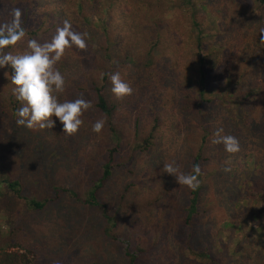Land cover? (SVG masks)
Wrapping results in <instances>:
<instances>
[{"label":"rangeland","instance_id":"obj_1","mask_svg":"<svg viewBox=\"0 0 264 264\" xmlns=\"http://www.w3.org/2000/svg\"><path fill=\"white\" fill-rule=\"evenodd\" d=\"M78 1L67 0L66 3L53 6L54 0H0V23L11 20L13 9L19 8L22 12V26L26 29V36L15 46L17 49L24 50L27 40L33 38L41 43L50 41L56 33L53 28L55 20L50 15L63 12L65 16H60L61 19L68 18L78 29L83 27L82 31L89 34L86 49L72 48L66 51L64 57L71 64L67 74L69 81L89 86L93 80L101 81L106 70L113 69L112 73L119 71L122 78L133 88L132 95L117 99L111 93V87L107 86L110 102L119 106L112 124L117 126L120 133L121 149L117 155L114 176L102 191L101 197L107 204L106 213L113 217L114 221L109 224L103 208L91 211L86 209L82 204H86L87 195L80 197L82 202H76L67 196L61 205H53L41 213H26L31 218L28 226L33 229L30 235L33 237L32 243L37 245L36 252L40 254L41 263L93 264L98 259L102 261L111 259L112 264H128L120 253L126 245V238L135 244L139 235L147 234L143 231H147L148 228L159 230L161 242L168 243L166 247H170L169 255L165 256L163 251L159 254L166 262L158 264H168L167 260L169 264H210L202 259L192 260L193 251L189 248L191 246L195 248L194 254L196 249L211 251L210 243L216 239L224 240L223 249L218 254L219 258L235 259V251L231 247L237 240L228 241L226 235H232L233 239L241 238L243 233H250L252 229L256 231L255 228L260 227L259 223H264V192L262 196L260 194L252 196L251 193L248 200L244 201L247 194L245 184L254 186L253 188H264V99L258 95L262 91H253L254 101L241 111L245 113L242 117L250 121L249 126L245 124L240 114H234L231 108L222 107L219 100L212 104L205 103L206 107L202 114L204 118L197 110L192 114H181L174 105L180 99L187 100L183 95L191 91L190 84L183 80L185 75L192 77L197 93L204 88V81L198 75V64L192 65L197 57L198 36L203 38V45L207 49L205 69L209 78L207 83L209 89L205 94L206 98L218 99L224 96L225 90L232 86V82H229L230 76L232 81L236 79L239 81L244 73L250 71L252 74L260 73L264 76V64L260 63V58L264 59V44L260 43V30L264 28V20L260 24L258 19L260 18L258 11L262 5L255 7L251 12V16L256 20H246L245 15L246 19L243 22L227 20L224 25L221 14L226 11V4L222 3L221 9L214 6L218 0H193L201 28H194L190 16L179 9L174 10L178 13L170 10L167 16L160 12V18L157 20L163 23L160 36L150 44L148 39L152 32L149 26L153 28L154 25L149 18H145V15L150 13L147 11L149 4L146 0H98L100 6L101 3L106 7L113 4L110 17L107 10L101 12L99 17L90 12L78 16L76 12ZM204 3L208 5L212 3L211 8L205 11L201 9ZM240 3L241 0H238L230 6L231 10L228 12L231 13L230 17L234 16L235 12L245 9ZM77 17L81 20L87 19L84 26H81ZM98 18L108 20L113 40L111 46L101 29L88 24L91 19L95 22ZM139 55L150 58L152 62L150 68H156L162 73L159 78L164 83L162 85L159 81L155 83L154 87H158L160 91L155 90L154 94L155 99L160 100L159 107H164L162 110L165 113L162 118L164 121L167 120L168 124L162 122L154 133L161 138L158 142L170 151L165 162L159 158L160 151H153L154 156L151 152L143 153L136 149L140 138L143 135L148 136L154 124L149 106L144 103L145 98L153 97L148 94L150 90L147 89L153 83H139L136 73L140 70L129 63L130 58L136 59ZM119 57L124 61V66H121V63L115 67L109 64L110 59ZM12 73L13 69L10 66L0 69V96L8 97L13 92L15 86L10 80ZM166 73L171 76L161 78ZM144 75L145 72L138 73V78ZM246 85H252V80ZM142 93H145L144 97H140ZM68 98L75 100L78 96L69 95ZM98 118H94L91 123H95ZM139 119L143 131L135 133V123ZM53 120L55 126L52 130L38 127L30 130L19 126L8 140L1 143L3 147L1 153L4 155L8 153L10 157L12 155V159L19 153L22 155L21 163L18 164L20 170L17 171L23 173L24 182L26 184L30 182L34 189L45 194L48 192L47 177L42 173L50 169L57 185L72 187L85 193L94 183L93 181L90 184L92 178L90 176L98 172L100 157L106 156L111 145L107 119H104L105 126L99 138L95 136L90 140L83 133L78 134L77 140L81 144L79 143L75 154L67 156L63 155L62 144L65 146L76 144L75 136L71 138L64 134L58 118L53 117ZM202 121L206 127H203ZM174 127L177 130L173 129ZM219 129L223 130L222 134L234 136L239 141V152L228 153L222 144L212 143ZM172 134L177 137L170 142ZM204 139L207 143L203 151L209 161L203 164L200 177L204 176L202 184L205 191L201 193L199 213L194 216L195 222L192 227L186 222L187 211L184 207L187 202L186 195L189 196L191 189L187 186L184 189L174 176L163 173L160 177L161 173L158 174L157 169H161L160 162L165 164L174 160L180 171L185 173L193 160L190 157L201 150ZM14 175L15 178H20L19 174ZM38 180L40 181L37 183L33 182ZM168 183L171 187H168ZM129 185L127 196L120 198V194ZM172 188L176 194L174 200L166 197V192ZM9 192L12 195V192ZM153 202H156V205ZM20 203L23 201L19 200L14 210L15 214L11 217L16 223H11V228H17L22 210L26 211L21 208ZM251 210L256 213L251 214ZM227 218H233L231 222L233 224L240 221L242 228L249 225L252 228L241 230L228 226ZM169 223L177 233L175 236L169 233L171 232L167 228ZM236 229L240 231L236 232ZM230 230L234 232L230 234ZM260 233L264 234V229ZM179 236L184 238V244L182 242L176 244ZM257 243L255 241V247L251 252L253 261L264 254L263 250L256 246ZM43 254L49 259L44 258Z\"/></svg>","mask_w":264,"mask_h":264},{"label":"trees","instance_id":"obj_2","mask_svg":"<svg viewBox=\"0 0 264 264\" xmlns=\"http://www.w3.org/2000/svg\"><path fill=\"white\" fill-rule=\"evenodd\" d=\"M67 0H54L53 6L60 5L63 3H66ZM238 0H218L214 6L216 8H221V4H226V11H224L222 15V23L225 25L227 20H234L235 22H243L245 18V15H247L246 20H256V18H253L251 16V12L255 10L254 8L262 5L261 9L258 11L259 13V22L261 24V21L264 20V0H259L257 2L256 0H241V3L243 6H245L244 10H241L240 12H235L234 16L230 17V12L232 6L235 2ZM146 2L149 4L147 6V11L150 13H147L145 15L146 19H150L152 21L151 24L154 25L152 28L149 26V29L152 32V36L148 39L149 43L151 44L152 41H155L156 38H158L160 35V29L162 28L163 24L161 21H157L158 18H160V12H162L163 15L167 16L170 13V10L174 11L175 9H179L180 11H184L188 16L191 18V22L193 24V27L196 29L201 28V24L199 20L197 19L198 11L197 7L194 5L193 0H177L174 2L173 0H146ZM174 2V3H173ZM210 4V3H209ZM212 4V3H211ZM210 4V5H211ZM207 3H204L201 6V9L204 11L207 8H211V6ZM112 8L113 4H109L107 7L105 4L101 3V6L98 2V0H79L77 2V15L83 16L85 14H88V12L92 13L96 17H99L101 15V12L104 10H107L110 17L112 15ZM177 10V11H179ZM175 12V11H174ZM178 13V12H175ZM61 14V15H60ZM50 15L54 20L55 24L54 27L55 30L57 27H61L63 25V22L65 19H61L60 16L65 14L63 12ZM229 15V17H226ZM63 17V16H62ZM86 18V17H84ZM77 19L81 22V26H84L87 19H80L77 17ZM103 18H98L94 22V19H91L88 24H92L93 28L96 27L98 29L102 30L104 38L108 42H110V46L113 44L112 36L110 34V28L108 26V20H101ZM71 21V20H70ZM73 25V29L75 31H82V28H77L75 26V23L71 22ZM169 25H172L169 21H167ZM164 26V25H163ZM226 30L224 29V32ZM223 32V33H224ZM111 37H110V36ZM196 41H198V44H196V52L197 57L193 60L192 65L197 63L198 64V75L202 78V81H204V88L201 89L198 93L196 92V86L192 82V77L189 78L188 75L184 76V79L187 84H190L191 91L187 92V95L184 99H180L175 103L174 107L175 109L181 113V114H192L194 110H197L200 115L203 114V109L206 107L205 103L212 104L215 102V100H219L222 107L225 108H231L233 110L234 114H240L241 118L244 120L245 124L249 126V120H247L246 117H242L243 111L247 105H250L254 99L253 97V91L257 92V90H261L262 92H259L258 95L261 96L264 99V76H261L260 73L252 74V71L246 72L241 76V79H236L234 81L231 80V76L229 79V82H232V86L227 88L225 90V95L221 96V98L216 97H210L209 99L205 97V94L208 92L207 83L209 82V78L207 77V72L205 69L206 64V57H207V49L205 45H203V38L198 36L196 38ZM111 58V56H109ZM110 59L108 62L110 65H113L114 67L121 63V66H124V61L121 60V58L117 59ZM129 63H132L134 68L140 70L138 73L145 72V75L137 79L139 83L147 82V83H153L150 87L147 89L150 90L148 94L152 95V98H145L144 103H146L149 106V109L152 113L153 117V130L152 132L147 136L143 135L136 146V149L143 152H151L153 154V151H160L159 158H162V161L165 162L167 155H169L170 151L165 149L164 145L161 142H158L161 138L158 137L156 127H160L162 122L167 123V120H163L162 115H164V107H159L158 102L160 100L155 99V90L160 91L158 87H154L156 82H160L162 85L164 82L160 81L159 76L162 74L160 70H157L156 68H150L152 66L151 59L148 58L145 55H139L136 57V59L130 58ZM260 63L264 64V59L260 58ZM56 67L61 71V73L64 75L66 80V87L65 91L61 94H59V100L63 102L64 100H74L69 99V95H77L78 98H84L92 102V109L85 112L83 114L82 119L84 120V124L81 127V129L78 131V133L72 135L75 136V142H77L74 145H68L65 146L62 144V151L64 152L63 155H71L75 154L76 149L81 144L78 142L77 137L78 134H84V136H88L90 140L97 136L96 138H99L101 134H96L92 132L91 126L94 123H91V121L99 117L98 119H107V130L110 131V137H111V145L107 149L106 156H102L99 159V165H98V172L91 174L90 177L91 181L90 184L94 181L93 185L86 189L84 192H79L75 190L72 187H66L62 185H57L55 183V180L53 179L52 173L50 169H47V171L42 174L47 177V184H48V192L45 194L41 192L40 190L34 189L30 182L26 184L24 182V176L23 173H18L17 170H20L18 168V164L21 163L22 155L19 153L18 156L14 159L11 155L8 156L7 154L4 155V153H1L3 150V147L1 146V143L5 142L9 139V137L16 132L19 129V126L16 123L17 117L15 116L16 110L21 106L18 101H16L15 96L13 95V92L10 93L8 97L0 96V264H43L41 263L40 254L36 252L37 245H34L32 243L33 237L30 235L31 232H33L32 227L28 226V221H31V218L26 215V213H41L46 211L47 209H50L53 205H61L62 202L67 199V196L72 198L76 202H82L80 201V197H84L87 195L85 203L82 204L86 209L91 211V209L99 208L102 210L104 214L107 216V220L109 224L114 221V218L109 216L106 213V207L107 206L105 200L101 197L102 191L106 189V187L109 184V181L112 179L115 173L116 169V162H117V155L119 154V151L121 149V137L120 133L118 131L117 126L115 124H112V121L114 119V116L116 114V111L118 107L116 105H113L108 96H107V86L108 88L111 87L109 75L111 74L113 69L106 70L103 69L104 75L101 79V81L93 80L91 81V85L87 84H76L69 81V78H67V74L69 70L71 69V64L68 63L65 59V57L62 58L60 62L57 63ZM113 67V68H114ZM171 76V74L166 73L161 76ZM250 78V79H249ZM249 80H252V85H246V83L249 82ZM70 82V85L68 84ZM70 86V87H69ZM207 87V88H206ZM92 89V90H91ZM4 95V94H1ZM84 95V96H83ZM145 93H142L140 97H144ZM7 96V95H5ZM227 106V107H226ZM149 113V112H147ZM166 115V114H165ZM207 115V113L205 114ZM204 118V115H202ZM53 119V117H52ZM57 120V119H56ZM60 123V128L63 131V125ZM141 120H136L134 132L140 133L143 131ZM203 127H206L205 122L202 121ZM52 130L51 128H48ZM173 129L177 130L176 127ZM171 132L173 130H170ZM208 134V133H207ZM72 136H70L72 138ZM85 136V137H86ZM173 136V137H172ZM172 139L176 138L177 135L172 134ZM87 138V137H86ZM177 140V139H176ZM80 143V144H79ZM204 146L201 147V150L198 151L196 154H192V157H190L192 160V163L189 165V168L185 171V174L191 173L194 166H198L201 171L203 168V164L207 163L209 161L208 157H205V152L203 151V148L206 146V140H203ZM11 148V146H10ZM154 155V154H153ZM208 155V154H207ZM155 156V155H154ZM211 160V159H210ZM161 166V169H157V173L160 174V177L163 176L162 168L164 163H159ZM19 174L20 178H15L16 175ZM202 174V172H201ZM201 176V175H200ZM23 177V178H22ZM24 179V180H23ZM200 186L195 191L190 190L189 196L186 195V206L184 205L186 211H187V219L186 222L189 225H192L194 227L195 220L193 219L195 215H198L199 213V204H200V198L202 191H205L203 187V181L204 176L200 177ZM172 180V179H170ZM245 181V179H243ZM33 181L35 183L39 182ZM175 181V180H174ZM173 181V182H174ZM168 187H171V184L168 183ZM29 187H28V186ZM174 187V186H173ZM186 186H184L185 189ZM254 186H249L245 184V188L247 189V194H245V200H248L249 194L252 193V196H255V194H263L264 188H253ZM130 185L120 194V198H125L129 192ZM12 192V195H10V192ZM14 196V197H12ZM176 194L173 191V188L166 192V197L174 200ZM262 196V195H261ZM19 200H22L23 203L21 204V208L26 209V211L22 210V215L19 217L17 222V228H11V223H15L11 219L13 217V214H15L14 210L19 203ZM185 203V202H184ZM154 205H156V202H153ZM152 205V203H151ZM183 207V208H184ZM14 212V213H13ZM251 214H255L256 212L251 210ZM233 218H227L226 222L228 226H234L238 229L244 230L248 227H241L240 221L236 224L231 223ZM254 220V219H253ZM16 224V223H15ZM143 226V225H142ZM259 228L256 227V231L253 229L250 231V233H243L241 238L233 239L232 235H226L228 238L227 240H237L234 241L232 244V249L235 251L236 258L232 259H224V257L219 258L218 254L221 249H223L224 240L223 239H216L211 244V251L209 249H203L197 250L196 254H194V247L191 246L189 249L193 251L192 260H198L202 259L206 263L210 264H264V254L257 258L256 261L251 260V252L252 248L255 247L254 243L257 241V245L260 250L264 252V234H261L260 232L264 229V223H259ZM167 228L169 229V233L173 234L174 236L177 234L175 231H173V225L169 223L167 225ZM252 227H249L247 230H249ZM144 229V227H143ZM240 230L236 229V232H239ZM110 233V231H107ZM144 233H147L146 235L142 236L139 235L136 243H131L128 238H126V245L121 249L122 256L126 259L128 264H158L165 263L166 259L160 256L159 254L163 251L164 255H169V248L166 247L168 243L161 242L160 239V232L159 230H153L148 228L147 231H143ZM234 232V230H230L229 233L231 234ZM209 239V237H208ZM247 239V240H246ZM182 242L184 244V238L179 236L177 238L176 244ZM188 242H191V240H188ZM185 246V245H184ZM256 250V249H255ZM198 251V252H197ZM44 258H48V256L43 254ZM57 262V261H56ZM111 259H105L102 261L101 259H98L93 262V264H112ZM167 263L169 264V261L167 260ZM54 264V262H53Z\"/></svg>","mask_w":264,"mask_h":264},{"label":"clouds","instance_id":"obj_3","mask_svg":"<svg viewBox=\"0 0 264 264\" xmlns=\"http://www.w3.org/2000/svg\"><path fill=\"white\" fill-rule=\"evenodd\" d=\"M11 20L0 23V69L10 66L13 69L11 84L13 95L20 107L16 110V123L27 129L53 128L58 118L63 125V132L72 136L84 124L83 114L92 109V102L77 98L75 100H59V94L65 91L66 80L57 63L72 48L84 50L88 47L89 34L73 29L69 19H65L61 27H57L55 35L48 42L41 43L37 39L27 40L26 48L19 50L15 46L26 36L22 26V12L13 9ZM260 43L264 44V28L260 30ZM111 84L110 91L117 99L133 94V88L119 71L108 74ZM105 126L104 119H98L91 126L92 132L101 134ZM219 129L213 144H222L228 153L240 151L239 141L231 135L222 134ZM228 169H226L227 171ZM162 172L174 176L181 186L195 191L200 186L201 169L194 166L191 173L180 171L176 161L166 162Z\"/></svg>","mask_w":264,"mask_h":264}]
</instances>
